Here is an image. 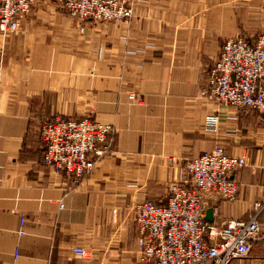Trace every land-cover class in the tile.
I'll return each instance as SVG.
<instances>
[{"label": "crops", "instance_id": "1", "mask_svg": "<svg viewBox=\"0 0 264 264\" xmlns=\"http://www.w3.org/2000/svg\"><path fill=\"white\" fill-rule=\"evenodd\" d=\"M61 4L37 0L0 33V264H136L132 205H165L174 183L189 184L186 163L216 145L245 165L229 174L234 201L204 194V218L248 219L264 197V111L218 105L202 88L226 36L264 32V0H133L129 23L84 26ZM56 116L113 129L78 184L42 163L39 127ZM258 222L264 233V212ZM231 264H264V240Z\"/></svg>", "mask_w": 264, "mask_h": 264}, {"label": "built area", "instance_id": "2", "mask_svg": "<svg viewBox=\"0 0 264 264\" xmlns=\"http://www.w3.org/2000/svg\"><path fill=\"white\" fill-rule=\"evenodd\" d=\"M35 0H0V33L18 30ZM133 0H62L66 14L79 24L86 21L129 23ZM203 95L216 104L236 110L264 111V32L252 39L226 36L214 64L208 69ZM136 99L134 93L129 94ZM217 117L207 115L204 128L214 132ZM112 126L89 118L54 117L39 127L44 144L42 162L80 183L109 149ZM245 165L243 156L228 155L222 145L187 162L189 184L174 183L165 205L150 200L132 205L137 228L136 264H231L246 258L264 240L258 216L264 212V197L252 205L246 220L222 224L206 222L202 198L206 193L225 201L235 200L238 183L229 174ZM183 176V175H182ZM117 210L113 209L115 213ZM23 231L19 230V235ZM78 260L88 258L78 245L71 247Z\"/></svg>", "mask_w": 264, "mask_h": 264}, {"label": "rangeland", "instance_id": "3", "mask_svg": "<svg viewBox=\"0 0 264 264\" xmlns=\"http://www.w3.org/2000/svg\"><path fill=\"white\" fill-rule=\"evenodd\" d=\"M37 0H35V2H36ZM34 2V3H35ZM34 5V4H33ZM62 5V4H61ZM33 7V6H32ZM63 9V8H62ZM31 11V10H30ZM25 18V17H24ZM71 18V17H70ZM71 19H73V18H71ZM73 20H75V19H73ZM76 21V20H75ZM87 22H89V21H86V22H82L80 25H82V26H84ZM100 22H104V23H109L110 21H100ZM81 30V29H80ZM230 36H233V35H230ZM240 36H244V35H240ZM244 37H246V36H244ZM221 46H222V44H221ZM220 51V50H219ZM128 98H129V96H128ZM130 99V98H129ZM131 100V99H130ZM218 105H221V104H218ZM223 106H225V105H223ZM56 117H69V116H56ZM72 118H74V117H72ZM77 119H80V118H77ZM90 119V118H89ZM92 120V119H91ZM211 151V150H210ZM196 158V157H195ZM43 163V162H42ZM187 164V163H186ZM44 165V164H43ZM45 166V165H44ZM47 167V166H46ZM48 168H51V167H48ZM185 168V167H184ZM263 235H264V233H263Z\"/></svg>", "mask_w": 264, "mask_h": 264}, {"label": "water", "instance_id": "4", "mask_svg": "<svg viewBox=\"0 0 264 264\" xmlns=\"http://www.w3.org/2000/svg\"><path fill=\"white\" fill-rule=\"evenodd\" d=\"M210 217H211V210H207V212H206V219H209L210 220Z\"/></svg>", "mask_w": 264, "mask_h": 264}]
</instances>
